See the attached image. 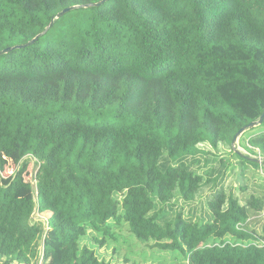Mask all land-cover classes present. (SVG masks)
I'll return each instance as SVG.
<instances>
[{
  "label": "trees",
  "instance_id": "1",
  "mask_svg": "<svg viewBox=\"0 0 264 264\" xmlns=\"http://www.w3.org/2000/svg\"><path fill=\"white\" fill-rule=\"evenodd\" d=\"M99 1L0 0V51L54 20L0 56V264H36L41 246L42 264H105L93 245L122 224L175 264H264V192L241 204L221 186L205 219L181 212L229 162L205 159L204 177L200 146L230 147L264 111V0H109L55 19ZM255 129L261 163L232 155L264 170Z\"/></svg>",
  "mask_w": 264,
  "mask_h": 264
},
{
  "label": "rangeland",
  "instance_id": "2",
  "mask_svg": "<svg viewBox=\"0 0 264 264\" xmlns=\"http://www.w3.org/2000/svg\"><path fill=\"white\" fill-rule=\"evenodd\" d=\"M256 132H258L257 129L244 133L235 144L238 152L249 158H258V156L254 157L247 150L251 149L247 143L248 138ZM200 147L211 154L210 156H201V164L195 168L204 177H207L206 174L210 166H212V164L205 165V159L217 158L218 161L228 160L229 162L216 184L211 183L204 187L192 203L182 207L181 212L184 217H195L196 220L201 218L205 219L208 215L207 202L221 186L226 193L233 194L241 204L249 200L250 196H258L264 192V170L243 164L238 158L232 155L233 150L231 146H220L218 151H211L205 145H201ZM254 152L257 154L258 151L254 150ZM28 161L29 166H33L32 169L30 168V172L34 175L37 170V165L33 159ZM213 166L219 168V163H213ZM50 216L51 214L47 212L41 214L36 212L31 219L33 223H41L46 227L45 220L49 219ZM249 221H251L250 224L252 223L250 226L253 227L255 221L254 216ZM255 228L258 230V225ZM114 235L116 236V241L107 239V244L103 248L100 249L96 245H93L92 248L98 259L102 260L105 264H175V259L172 258L171 254L160 252L157 249H151L150 245L146 246L137 243L129 234L124 224L114 229ZM91 244L93 243L88 242V240H84L82 243V245L89 247H92Z\"/></svg>",
  "mask_w": 264,
  "mask_h": 264
},
{
  "label": "water",
  "instance_id": "3",
  "mask_svg": "<svg viewBox=\"0 0 264 264\" xmlns=\"http://www.w3.org/2000/svg\"><path fill=\"white\" fill-rule=\"evenodd\" d=\"M108 1H109V0H100L99 2H97V3H95V4L84 5V6H72V7L65 8V9H63L61 12H59V13L56 15L55 19H59V18L63 17L65 14H67V13H69V12H71V11H74V10H76V9H80V8L87 9V8H89V7H100V6H102L103 4H105V3L108 2ZM53 22H54V20H51V22H50L49 25L45 28V30H44L42 33H40V34H38L37 36H35V37H34L32 40H30L28 43H26V44H24V45L15 46V47H12V48H6V49L0 51V56L9 53V52H11L12 50H15V49H22V48H25V47H28V46L34 44V43L37 41V39H38L39 37H41L42 35H44V34L46 33V31H47L48 29H50V27L52 26ZM263 120H264V111L262 112V114L259 116V118H258L256 121L251 122V123H249L248 125H246V126L240 128V129L238 130V132L235 134V136L233 137L232 142H231V148H232V150H233L234 153L240 154V152H238V150L235 148V144L237 143L238 139H239L244 133H246L247 131L254 129V128H256L257 126H260ZM248 158H249V157H248ZM249 160H251V161H255V162L259 163V164L261 163V160L258 159V158H257V159H256V158H255V159H254V158H249Z\"/></svg>",
  "mask_w": 264,
  "mask_h": 264
},
{
  "label": "built area",
  "instance_id": "4",
  "mask_svg": "<svg viewBox=\"0 0 264 264\" xmlns=\"http://www.w3.org/2000/svg\"><path fill=\"white\" fill-rule=\"evenodd\" d=\"M47 223H48V219L45 220V226L46 227H47ZM42 261H43V246H41V248H40L39 259H38V262L36 264H42Z\"/></svg>",
  "mask_w": 264,
  "mask_h": 264
},
{
  "label": "crops",
  "instance_id": "5",
  "mask_svg": "<svg viewBox=\"0 0 264 264\" xmlns=\"http://www.w3.org/2000/svg\"><path fill=\"white\" fill-rule=\"evenodd\" d=\"M47 213H49V212H47ZM50 214V213H49Z\"/></svg>",
  "mask_w": 264,
  "mask_h": 264
}]
</instances>
